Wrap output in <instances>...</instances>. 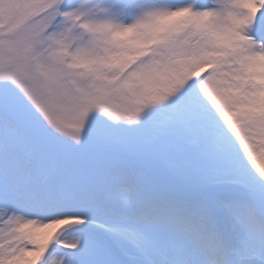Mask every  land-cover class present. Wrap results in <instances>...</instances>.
<instances>
[{"label": "snow or ice", "instance_id": "6c2138e0", "mask_svg": "<svg viewBox=\"0 0 264 264\" xmlns=\"http://www.w3.org/2000/svg\"><path fill=\"white\" fill-rule=\"evenodd\" d=\"M0 264H264V0H0Z\"/></svg>", "mask_w": 264, "mask_h": 264}]
</instances>
